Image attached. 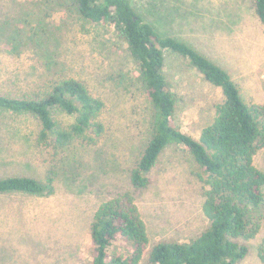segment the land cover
I'll return each mask as SVG.
<instances>
[{
    "label": "rangeland",
    "instance_id": "374dc122",
    "mask_svg": "<svg viewBox=\"0 0 264 264\" xmlns=\"http://www.w3.org/2000/svg\"><path fill=\"white\" fill-rule=\"evenodd\" d=\"M131 1L159 32L225 70L245 103L264 105V29L252 0ZM164 75L176 99L173 125L197 139L222 103L220 89L167 53ZM137 76L123 42L107 25L80 19L67 0H0V95L74 78L103 102L104 126L94 144L45 146L35 139L33 119L0 112V178L44 182L51 173L54 188L50 196L0 194V264H90L93 215L113 199L132 200L151 246L189 241L208 227L201 170L182 146L164 148L145 174V188L130 184L150 135L151 109ZM253 163L264 173V147ZM263 239L264 220L237 264H260Z\"/></svg>",
    "mask_w": 264,
    "mask_h": 264
},
{
    "label": "trees",
    "instance_id": "16d2710c",
    "mask_svg": "<svg viewBox=\"0 0 264 264\" xmlns=\"http://www.w3.org/2000/svg\"><path fill=\"white\" fill-rule=\"evenodd\" d=\"M264 29V0H252ZM84 21L105 24L125 45L127 57L149 107L150 135L129 174L134 189L145 188V174L169 145L182 146L198 168L203 185L201 211L208 227L185 241L150 245L146 228L132 200L113 199L100 205L90 224V264H237L248 254L246 242L260 229L264 216V173L253 163L264 147V105H248L230 75L186 43L157 30L131 0H67ZM187 61L203 80L220 89L222 103L213 121L197 139L173 125L176 99L164 75L165 54ZM103 102L74 78L50 81L21 96L0 95V112L30 117L37 143L94 144L104 132L98 120ZM61 115L73 118L63 123ZM53 177L44 182L27 176L0 178V194H53ZM120 242V245H117ZM264 264V239L257 248Z\"/></svg>",
    "mask_w": 264,
    "mask_h": 264
}]
</instances>
